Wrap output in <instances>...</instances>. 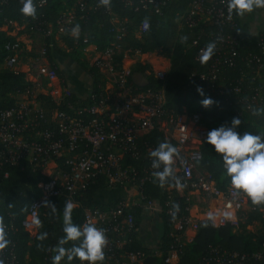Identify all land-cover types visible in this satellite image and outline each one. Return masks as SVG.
<instances>
[{
	"label": "trees",
	"instance_id": "obj_1",
	"mask_svg": "<svg viewBox=\"0 0 264 264\" xmlns=\"http://www.w3.org/2000/svg\"><path fill=\"white\" fill-rule=\"evenodd\" d=\"M40 1L33 0L36 15L32 18L21 12L23 7L21 0H6V3L0 7V28L5 21H12L18 26L25 22L27 29L20 30L18 33L32 31L31 34L40 35L48 67L55 72L62 89L66 90V82L53 60L52 49L70 58L91 78V93L87 98L81 99L68 92L60 102H56L50 95L35 94L34 100L48 118L56 110L77 116L75 109L98 102L107 92L110 96L114 93V89H107V77L98 67L86 61L80 51L85 44L83 39H87V44L99 49L112 42L110 17L105 12L104 6L98 3L93 10L87 11L83 19L77 21L79 35L72 37L67 31L58 29L56 19L60 11L72 6L75 0H45V3L38 5ZM187 5L188 0H174L159 14L156 11H134L125 6L122 0H111L110 8L113 13L120 21H127V31L119 41L121 47L130 49L132 55L134 51L140 55L156 53L166 58L169 63L164 77L159 79L154 75L149 63L137 59L129 69L122 92L127 96H134L148 91H161L167 113L173 115L183 112L199 113L207 133L222 124L230 125L233 117H239L242 123L237 131L241 135L249 132L264 137V94L260 98L253 99L257 94L256 88L264 84V67L257 72L258 63L255 61L259 58L264 65L261 47L264 26L258 29L256 35H253L245 15L240 17L233 13L235 29L232 34L238 41L237 57L232 66L220 67L213 79L200 80L202 75L208 77L213 61L210 59L206 64H201L200 59L196 60L197 57L200 58L199 50L210 43L211 33L219 29L223 30L225 27L209 22H196L194 26H189L183 18ZM145 19H147L148 27L145 32L138 34V26ZM49 28L51 32L48 34ZM55 35H58L57 40L68 52L57 47ZM14 39L15 36L0 29V110L14 108L19 101V95L26 92L34 94V83L26 79L25 72L5 66L9 53L4 45ZM21 55L24 54L21 53L20 57ZM26 56L38 57L39 54L28 53L27 55L26 53ZM252 56L255 59L249 61ZM115 58L117 68L120 69L121 54ZM136 77H142L145 82L139 84ZM197 86H202L203 96L198 94ZM236 88L238 92H235ZM205 98H211L218 104L214 103L206 109L201 104ZM110 102L112 103L113 100ZM255 110L262 111L257 115L254 114ZM42 128L53 129L55 137L58 136V130L53 121L44 123ZM206 137L200 145L199 169L210 175L219 191L225 192L231 185V177L226 173L222 156L215 152L213 146L206 143ZM165 141L173 146L176 145L169 133L155 126L149 132L137 137L135 151L133 150L136 154L125 153L120 160L122 166L136 171L138 177L144 178L141 182L136 181L138 192L143 201L152 202L160 210L162 223V235L156 249L145 247L138 239V228L147 210L141 205H132L130 212L133 215L134 227L126 236L124 250L143 252L145 258L142 264H215L213 259L216 255H221L228 264H264V205H253L246 196L250 209L246 211L247 218L243 224L239 225V228L237 227L238 229L230 223L218 226L209 220H203L198 222L194 237L186 241L183 235L184 227L174 228L177 220L188 216L189 203L187 190L184 187H176L172 178H169L161 187L158 178L153 176V172L164 171V164L161 162L159 167L153 168L152 161L155 158L151 157L150 153L158 147L159 143ZM4 156L0 144V217L3 219L7 239L10 241L3 250H0V260L3 264H10L13 261L18 264H53V258L58 254L60 247L69 250L74 245L78 246L79 240L60 244L61 238L65 236L63 213L66 201L70 200L74 203L72 222L81 227L85 210L107 211L120 201L129 198L120 197L108 203L97 202L96 194L110 188L105 176L98 174L87 180L86 185L73 195L68 196L65 192L61 196L49 199L48 201L56 205V212L53 213L50 207L44 206L36 218V221L39 220L40 223H36L33 232L29 233L22 227L21 221L27 215L29 205L40 195L37 184L47 181L52 175L44 174L42 168L34 166L27 160H20L17 164L10 165L4 161ZM56 162L58 168L64 172L69 169L63 163L62 157L56 159ZM173 168L175 175L179 178L180 173L175 170L178 168L176 162ZM5 173L7 176H4ZM116 189L124 190L122 187H116ZM200 211H202L201 208ZM252 221L260 223L259 231L253 232L246 229ZM43 233H47V236L40 239ZM176 236L179 237V241L175 243L180 251L178 260L174 263H166L165 256L175 242ZM232 255L236 256L232 258ZM59 264H82V262L78 258L69 261L65 255Z\"/></svg>",
	"mask_w": 264,
	"mask_h": 264
},
{
	"label": "built area",
	"instance_id": "obj_2",
	"mask_svg": "<svg viewBox=\"0 0 264 264\" xmlns=\"http://www.w3.org/2000/svg\"><path fill=\"white\" fill-rule=\"evenodd\" d=\"M122 1L125 6L134 11H156L161 14V10L174 0ZM5 3L6 0H0V7ZM42 3H45V0H41L38 5ZM98 3L100 0H75L72 6L60 11L56 19L58 29L67 31L68 35L75 37L72 35V29L76 27L77 21L83 19L87 11L93 10ZM104 8L112 24L110 32L113 34V40L108 46L99 49L87 44V39H83L85 43L83 50L91 52L92 64L107 77V89H114L113 95L110 96L107 92L106 95L100 97L98 102L75 109L77 116L56 110L48 118L34 100L35 93L26 92L22 94L24 98L19 99L14 108L0 110V144L5 155L3 159L10 165H15L20 160H27L34 166L42 168V172L50 164L55 165L56 174L47 181L37 184L40 195L29 205L27 215L21 221L22 227L29 233H32L36 226L37 215L44 207L45 200L61 196L65 192L71 196L83 188L87 180L98 174L105 176L110 188L134 189L136 199L131 200L129 197L107 211L85 210L81 228L91 223L105 230L108 239V244L104 248L105 259L97 264H142L145 258L143 252L126 251L123 248L127 241V234L134 227L130 209L135 204L149 211H154L157 207L150 201H143L138 192L136 181L141 182L144 178L138 177L136 171L122 166L120 162L125 153L136 154L133 150L135 151V140L140 132L146 133L155 126H159L175 140V147L180 153L179 158H174L178 164L175 170L180 173L179 179L181 184L185 185L187 194L198 191L206 197L218 199L222 201L223 213L232 214V219H226L223 213L220 214L215 220V225L222 226L230 223L237 228V215L243 210L247 200L243 194L237 195L231 185L225 192L219 191L210 175L200 171L198 166L201 160L200 145L206 137L207 130L199 113L183 112L179 115L167 113L161 91H148L134 96H127L122 92L126 76L129 74V68H126L123 62L133 55L139 56L140 54L134 51L132 55L130 49L121 47L119 41L127 31V21H120L110 6H104ZM183 18L189 26H194L196 22H209L225 27L209 35L210 42L216 45L211 58L213 63L208 77L202 75L200 80L213 79L220 67L233 65L238 54V41L232 34L235 21L233 15L229 18L227 0H188ZM145 20L138 26V34L146 31ZM0 29L15 36L14 41L4 45L9 53L5 65L11 67L23 51L16 32L27 29L26 23L18 26L12 21H5ZM50 32L51 28L47 33ZM27 33L31 34L32 31ZM261 47L264 54V37L261 39ZM202 49L204 48L199 50V56L202 54ZM44 52V47H41L39 56L44 57ZM119 54L122 56L120 69L115 63V57ZM38 57H36L37 60H39ZM198 59L199 57L196 58ZM252 59L255 58L252 56L249 61ZM255 61L258 63V72L264 65L259 58ZM165 71L166 69L163 68L153 69L154 75L159 79L164 77ZM46 76L49 79H57L55 72L51 69L47 71ZM256 91L257 94L253 99L260 98L264 94V84L257 87ZM235 92H238V88ZM111 100H113L112 103ZM48 121L56 124L57 137L53 129L42 128V125ZM61 157L63 163L69 168L66 172L58 168L56 159ZM196 171L198 174H195ZM4 176L7 174L5 173ZM182 227H184L185 237L188 228L196 231L198 222L191 221L187 216L174 223L175 229ZM178 241L179 237L176 236L175 242L165 256L166 263H174L178 260L180 251L175 246ZM235 256L232 255V258ZM255 256L260 257V255ZM213 261L215 264H228L221 255H216ZM10 264L18 263L13 261ZM83 264H88V262L85 261Z\"/></svg>",
	"mask_w": 264,
	"mask_h": 264
},
{
	"label": "clouds",
	"instance_id": "obj_3",
	"mask_svg": "<svg viewBox=\"0 0 264 264\" xmlns=\"http://www.w3.org/2000/svg\"><path fill=\"white\" fill-rule=\"evenodd\" d=\"M23 7L21 12L25 16L35 18L36 7L33 0H21ZM111 0H100V4L110 6ZM264 8V0H227V11L229 18L235 13L237 16L243 17L246 13H251L255 9ZM144 27H148L147 20L144 21ZM79 25L72 29V35H79ZM186 39V37L184 38ZM215 43L210 42L202 49L200 55L201 64H206L213 56L215 51ZM197 92L204 95L202 86H197ZM214 103L211 98H205L201 101L204 108L211 107ZM262 110H255L254 114H259ZM242 121L239 117H233L230 125L225 123L218 128H214L207 133L206 143L213 146L216 153L223 158L226 173L231 177V186L237 195L243 194L251 200L256 206L264 205V137L244 132L241 135L237 129ZM150 156L155 158L152 161V167H159L160 163L164 164L163 172H153V176L158 178L160 186L163 187L169 178L175 181L178 188H182L180 179L175 175L173 165L174 158H179L178 149L171 143L165 141L159 143ZM43 205L50 207L52 212H56V205L45 200ZM75 205L72 201H66L63 213V232L65 236L61 238L60 244L63 245L68 241H77L78 246H73L69 250L63 247L59 248L58 254L53 258V264H59L60 260L67 255L68 260L78 258L82 264L87 261L88 264H97L105 259L104 248L108 244V239L104 229L97 228L94 224H85L83 228L74 225L72 222V212ZM217 214L209 212L208 219L215 224ZM226 219H232V214L224 212ZM39 224V220L36 221ZM207 226V225H205ZM47 233H43L40 239L46 238ZM10 241L7 239L3 219L0 217V250H3ZM0 264L3 261L0 260Z\"/></svg>",
	"mask_w": 264,
	"mask_h": 264
},
{
	"label": "crops",
	"instance_id": "obj_4",
	"mask_svg": "<svg viewBox=\"0 0 264 264\" xmlns=\"http://www.w3.org/2000/svg\"><path fill=\"white\" fill-rule=\"evenodd\" d=\"M245 17H246L245 19L249 25V29L251 33L253 35H256V32L258 31V29L264 26V9L263 8L255 9L251 13H246ZM29 35L31 38H29L27 32H21V33H18V31L16 32V36L21 44L22 50L26 52L27 55L28 53H34L32 49H33V46L35 45L34 43L36 42L35 39H38L39 37H41L40 35H37V34H29ZM27 38H29V40ZM38 40L41 41V39H38ZM55 40H56L57 47L61 49L58 43H60L61 45L63 44L59 42V40H57V37H55ZM24 42H26L25 44L26 47H24L25 49H23V46H25L23 45ZM51 55L57 67L62 72L65 78L66 91L76 95L78 98H81V99L87 98L91 93V87H92L91 78L81 68H79V66L74 61H72L68 57L58 54V52H56L55 49H52ZM146 55L147 54H141L140 56L144 57ZM28 57L31 58L32 56H28ZM38 58H39V61H42L43 63L48 65L47 60L44 57L39 56ZM168 65L169 63L167 61L165 65H163L160 68L167 69ZM29 69L30 68L28 67V70ZM19 71L25 72V77L27 80L32 81L33 83L37 80L35 79V77H33V75L27 73V69L22 68V70H19ZM136 79L139 84H143L145 82V80L142 77H136ZM51 84H53L54 87L58 89L57 90L59 92L58 95H60L61 86L59 82L57 81V79L52 81ZM34 86H36V83H34ZM54 87L52 88V86H50L49 89L46 88L47 91L43 90L42 93L50 95L52 99H54V101L58 102L57 98L55 97L56 90ZM23 98H24V95H19V99H23ZM141 134L143 133L140 132V135ZM54 171H55L54 164H50V169L48 167L43 169V173H45L46 175L53 176L56 174ZM200 171L203 172L202 170ZM126 192L127 191H125V189L121 190V189H116V188H106V189L99 191L96 194L95 200L99 203H108L120 197H128ZM187 195H188V200L192 199L193 201V203L190 204V208L188 211L189 212L188 217L190 218L191 221L200 222L203 220H207L208 219L207 214L209 212H212L213 214L219 213V215L223 213L222 201L212 198V197L210 198L206 197L205 195H203L201 192H198V191L190 192ZM200 208L202 209V211H200ZM249 209H250V206L246 203L243 207V210L240 213H238L237 215L238 228L240 224H243L245 222L247 218L246 211H248ZM219 215H217V217ZM151 217H153V221H154L152 226L149 224H146V223H149V219ZM254 223H258V221H252L251 224L246 226V229L251 227V225ZM248 230L253 231V232L259 231V230L254 231L252 229H248ZM195 233H196L195 230H193L192 228H188L185 232L186 241H190L194 237ZM161 235H162V223L160 219V210H158V208L154 211L147 210V212H145L141 226L138 228V239L141 241V243L145 247L155 250Z\"/></svg>",
	"mask_w": 264,
	"mask_h": 264
},
{
	"label": "rangeland",
	"instance_id": "obj_5",
	"mask_svg": "<svg viewBox=\"0 0 264 264\" xmlns=\"http://www.w3.org/2000/svg\"><path fill=\"white\" fill-rule=\"evenodd\" d=\"M15 30L17 31V29H15ZM28 36H29V38H31L29 34H28ZM57 36L58 35H55V37H57ZM29 38H27V39L29 40ZM38 39H41V37H39ZM38 39H35L36 42L34 43L35 45L33 46V49H32V51L35 54L40 53L41 47H43V43L41 42L42 40L39 41ZM25 44H26V42L23 43V45H25ZM58 44L60 45L61 50L68 52V50H66L64 45H61L60 43H58ZM24 47H26V45L23 46V49H25ZM80 51L82 53L83 58L86 61H88L89 63H92L91 52L83 50V48L80 49ZM22 53L24 55H21V57L18 58L17 62L13 66L8 67V68L12 69V70H16V71L22 70V68L27 69V73L33 75V77H35V79H37L34 82V83H36V86L34 87V93L35 94L36 93H42L43 90L47 91V89H49L50 86H52V88H53L54 85L51 84V82L54 81L55 79H49L46 76V73L49 70L48 65L43 63L42 61L37 60L36 57L29 58L28 56H26V53L24 51H22ZM146 54L147 55L144 57L143 56L141 57L140 55L139 56L138 55L137 56H134V55L131 56L128 60H125L123 62L124 66H126L127 68L130 69L135 64L137 59H139L140 61H142L144 63H149L150 66H152V69H158V68L162 67L163 65H165V63L168 61L166 58L161 57L159 54H156V53H146ZM28 67L31 70L30 69L28 70ZM54 88L56 90L55 91V97L57 98L58 102H60L63 99L64 95H67L68 92L66 90L62 89V87H61L60 95H58L59 94V92L57 91L58 89L56 87H54ZM48 168L50 169V165L48 166ZM195 174H198V171H196ZM125 191H127L126 193H127L128 197H130L131 199H136V194H135L134 189H125ZM188 203H189V207H188V211H189L190 204L193 203L192 199L188 200ZM153 223H154L153 217H151L149 219V223H146V224H149L152 226ZM259 228H261L260 223H254L248 229H252L254 231H257V230H260Z\"/></svg>",
	"mask_w": 264,
	"mask_h": 264
}]
</instances>
